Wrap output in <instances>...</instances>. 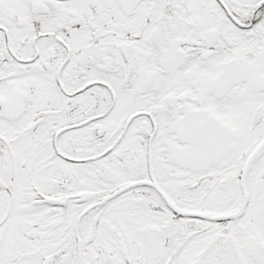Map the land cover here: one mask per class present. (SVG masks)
I'll use <instances>...</instances> for the list:
<instances>
[{"label":"snow or ice","instance_id":"1","mask_svg":"<svg viewBox=\"0 0 264 264\" xmlns=\"http://www.w3.org/2000/svg\"><path fill=\"white\" fill-rule=\"evenodd\" d=\"M0 264H264V0H0Z\"/></svg>","mask_w":264,"mask_h":264}]
</instances>
